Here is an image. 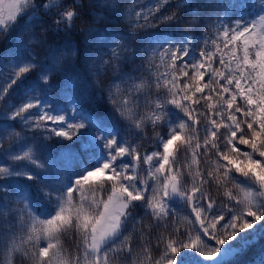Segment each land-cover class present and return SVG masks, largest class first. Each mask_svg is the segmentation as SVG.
I'll return each mask as SVG.
<instances>
[{"label":"snow or ice","instance_id":"1","mask_svg":"<svg viewBox=\"0 0 264 264\" xmlns=\"http://www.w3.org/2000/svg\"><path fill=\"white\" fill-rule=\"evenodd\" d=\"M74 3L76 8L80 7V0H74ZM185 3L186 0H176V8L183 7ZM166 5L171 6V0H150L147 6H140V11H130L129 15L134 17L133 28L154 26L152 20L157 19V14ZM59 6L60 0H49V2L40 0L39 4L35 3V0H0V31L4 30L5 25H9L10 30L11 27H15L16 23H19L20 19H25V27H27L28 18L34 17L37 9L42 8L47 12ZM251 6L257 8L256 19L246 20L241 16L237 20L233 21L229 18L225 22L218 16L221 27L217 29L216 40L211 41L215 45V51L206 53L201 50L199 59L196 58L194 52L190 53L189 45L183 41L173 43L163 33L155 35L153 43L157 45V48L165 43L169 45L160 52L161 62H164L166 56L169 57L171 63L168 64V68L174 69L176 61H182L180 76L184 77L188 76L186 68L190 67L194 70L189 78L191 83L185 82L183 86L179 84V77L175 71L156 74L155 87L159 89L162 82L170 98L164 103L160 100L147 101V103L155 104L154 111L148 115L147 119L153 126L163 122L169 129L166 139L159 134L156 137L157 143L162 146V152L153 151L141 156L114 126L111 131L98 127L99 135H97V132L91 131L94 121L80 113L79 109L76 110L75 115L71 116V119L76 120L79 115L80 121L70 123L66 115L60 114L62 110L50 106L46 100L38 96L27 97L26 90L25 96L21 98L25 102L15 106L10 117L5 115V120L19 118V122L23 125H28L32 121L31 126L37 130L44 127L43 122L50 121L54 126L50 130L44 129L45 132H50V135L64 138L67 141H71L73 137L80 138L90 135L96 141V147L100 148L102 144V149L91 155L90 165L82 166L79 172L75 173L74 183L58 182L59 186L55 187V190L41 186L45 185L47 176L34 172L32 168L43 169L44 166L40 163L35 148L27 146L26 142L21 147L23 155L11 156V164L0 166V196L5 200V206L0 209V216L6 217L9 213L18 214L19 227L22 230L26 229V233L22 231L20 235L13 232L11 226L0 232V244L4 245L3 264H11L10 258L15 252H23L24 256H30L34 264H81L80 257L71 260L61 257L60 236L68 230H75L80 235L83 264H115L119 257L132 253L127 243L129 237H123V233L132 220V209L136 206V202H141L143 207L150 209L151 214L159 221L169 215L172 210L169 205L172 202L185 201L195 213V219L199 224L196 237L192 238L189 233L188 242L168 239L164 255L156 260L155 264H189V261L185 259L189 255H198L202 258V264H230V260L253 243L257 237L264 236V224L257 223L264 221V199L255 203L256 210H253L256 197L264 198V163H262L264 159V0ZM113 7L116 5L113 4ZM78 15L79 12L76 9L58 13V18L53 21L54 27L51 30L56 33L70 30ZM157 22L178 24L181 18L177 12H172L170 15H159ZM62 24L64 28H61ZM133 35L134 33H126L124 36H117L115 39L120 40L121 43L110 49V60H102L101 57L100 66L122 58L127 59V57H122L121 50L126 49V44L133 38ZM186 38L190 39V37ZM44 39L41 37L40 43H43ZM217 40L223 41L224 49H228L231 45L230 50L225 52L221 49ZM237 41H239L242 55H237ZM205 43L207 44L208 41L206 40ZM70 51L72 56H76L79 52L78 49H70ZM156 51L157 49L154 48L153 55ZM217 53H220L219 63L225 70L212 67L213 58ZM190 54L192 62L185 59ZM225 56L228 57L227 61ZM36 63L29 56L23 66L16 65L18 70H15L9 78L10 83L0 86V100L5 101L6 107H13L7 103L10 88L17 85L18 81L23 84L26 79L25 74L34 69ZM51 71V68L42 69L41 78L45 84L50 79ZM206 72L210 73V78L207 83H201ZM168 76H171V79H168ZM137 79L130 74L124 79L125 83L132 82L129 89L131 94L140 92L144 88L143 81L136 83ZM221 79L225 83H220ZM233 84L235 90L230 88ZM245 85H247L246 88ZM113 87L119 90L118 84H114ZM205 89L215 94V102L211 94L197 98L196 94H203ZM31 91L35 92V87L31 88ZM225 93L229 94L227 99ZM114 94L110 89L109 100L114 110L121 118L132 120L133 102L127 96L117 102L112 99ZM238 96L247 106L246 111L237 105ZM201 100L206 102L209 110L218 106L221 109L226 106L228 110V123L223 124L228 132V135L224 137L223 150L214 139L217 137L221 124H217V121L210 116L207 117L206 129L213 139L206 138L204 148L207 151L210 145L212 149H215L218 157L214 162L216 171L220 172L223 169L221 175H215L209 171L208 179H214L217 184H221L230 179L238 180L239 177H243L242 183L246 186L241 189L244 192L243 200L237 201V206L243 204L244 208L239 212L228 209L229 218L221 225V228L226 230V234L222 237H218L217 224L225 217L223 214H217L218 209L214 207L215 202L210 200L203 190L202 186L208 180L203 178L197 170L193 179L198 180L199 185L194 183L190 189L182 190V174L179 169L174 171L172 168V161L175 159L173 149L178 151L179 147H191L193 137L182 136L181 133L187 132L190 126L192 131L196 130V125L200 123L196 105H200ZM234 105H236L235 108ZM167 106L174 107L166 110ZM32 109H36L37 112L32 113L30 111ZM237 113H242L250 120L238 119ZM215 115L221 117L223 123L222 113L217 111ZM165 116L167 119H164ZM144 119L132 120L131 126L138 130L142 129ZM86 120L87 125L83 122ZM242 123L246 125V129L241 127ZM245 131L248 132V136L245 135ZM8 137L21 138V133L10 132ZM236 139L240 145L249 146L250 151L241 152L240 148L233 143ZM178 141L179 145H177ZM200 147L201 145L196 143V149ZM197 155L198 152L194 150L193 164L199 163ZM128 158H131V163H125ZM141 159L144 164L148 165L147 178L144 179H139L135 171ZM17 162L20 167L15 166ZM129 169L132 170L131 175L128 174ZM105 173L108 174L105 175ZM20 177L26 178L27 181H37L38 194H42L47 202V206L39 215L36 214L31 194L27 191L32 187L31 184L17 183L14 186L19 189L16 192L17 203L23 204V208L13 209L8 203L9 193L12 191L9 178ZM161 177L163 178L162 184L160 183ZM149 179L156 181L151 187ZM138 180L139 183H137ZM149 191L152 194L146 197L145 194ZM101 192L108 193L106 199L100 195ZM74 195L78 196L77 200H74ZM227 195L230 199L232 198L231 192ZM202 201L206 203L202 204ZM41 216L46 218L41 219ZM136 223L140 222L136 221ZM209 239L214 241V246L207 242ZM42 240L46 242V246L39 247ZM117 242H119V247H117ZM23 245L31 246V248L38 247V251H25Z\"/></svg>","mask_w":264,"mask_h":264},{"label":"trees","instance_id":"2","mask_svg":"<svg viewBox=\"0 0 264 264\" xmlns=\"http://www.w3.org/2000/svg\"><path fill=\"white\" fill-rule=\"evenodd\" d=\"M259 2L260 0H186L185 5L177 9L176 0H171V6L166 5L157 14V19L152 20L154 26L133 28L134 17L130 16L129 12L140 11V6H147L150 0H80L79 8H76L74 0H60V6L53 7L50 11L46 12L42 8L37 9L38 15L28 18L27 27H25V19H20L15 27H11L10 30L8 27L6 30L0 31V86H6L10 83L9 78L15 70H18L16 65L23 66L29 56L33 58V62H37L36 67L25 74L26 79L23 84L18 81L17 85L10 88L7 103L13 107H6L5 101L0 100V137H2L0 139V166L11 164V156L23 155L21 147L26 142L27 146L35 148L40 163L44 166L43 169L32 168L34 172L47 176L45 185L41 186L55 190V187L59 186L58 182L70 181L74 183L75 173L79 172L82 166L90 165L92 163L91 155L98 152L95 145L83 144L84 137H73L71 141H67L64 138L50 135V132H45V128L50 130L54 126L50 121L43 122L44 127L37 130L31 126L32 121L28 125H23L19 122V118L5 120V115L10 117L15 106L25 102L21 98L25 96L26 90L27 97L38 96L46 100L50 106L59 107V110H63L66 104L74 101L81 112H87L93 117V120L97 122V128L102 127L111 131L114 126L141 156L153 151L162 152V146L157 143L156 137L159 134L166 139L169 129L163 122L153 126L151 121L147 119L155 108L154 103H147V101L160 100L161 103H164L170 98L162 82L159 89L155 87L156 74L175 71L179 77V84L183 86L185 82L191 83L189 78L194 70L190 67L186 68L188 76L184 77L180 76L182 61L177 60L174 69L168 68V64L171 63L169 57L166 56L164 62H161L160 52L169 45L165 43L157 48V45L153 43L155 35L163 33L173 43L183 41L189 45L190 53L194 52L196 58L199 59L201 50L206 53L215 51V45L211 41L216 40L217 29L221 27L218 16L225 22L229 18L234 21L241 16L246 20L256 19L258 16L257 8L251 5H257ZM113 4L116 7H113ZM68 9H76L79 12L73 21V27L68 31H60L59 33L52 31L53 21L58 18V13ZM172 12L178 13L181 18L180 23L157 22L159 15H170ZM141 22L143 23V21ZM64 27L62 24L61 28ZM5 31L7 34L3 36ZM126 33H134L133 38L128 40L126 49L121 50L122 57H127V59L122 58L101 67V57L102 60H110V49L121 43L115 38L124 36ZM41 37L45 38L43 43H40ZM186 37H190V39ZM206 40L208 41L207 44L205 43ZM216 42L221 49H224L222 40ZM236 43L238 45L237 55H242L239 41ZM154 48L157 49L155 55H153ZM230 48L231 45L224 51L228 52ZM70 49H78L79 52L76 56H72ZM219 56L220 53H217L213 58L212 67L225 70L219 63ZM185 59L192 62V55L190 54ZM227 59L228 57L225 56L226 61ZM48 68H51L52 71L49 73V81L45 84L41 78V72L42 69ZM128 74L138 78L136 83L143 81L144 88L142 91L134 94L129 92L132 82H124ZM209 78L210 73L206 72L201 83H207ZM168 79H171V76H168ZM220 83H225V81L221 79ZM114 84L119 85V90L113 87ZM33 87L36 89L35 92L31 91ZM246 87L247 85H245ZM230 88L235 90L234 84ZM110 89L115 93L112 96L113 100L119 102L127 96L133 102L134 116L132 120L145 118L142 129L138 130L131 126L132 120L121 118L119 113L114 110V106L109 100ZM209 94L213 95V102H215V94L211 93L209 89H205L203 94H196V96L199 98L201 95ZM224 95L227 99L229 94L225 93ZM236 103L245 111L247 110V106L239 96ZM173 107L167 106L166 110ZM196 108L200 120V123L196 125V130L192 131L190 126L187 132L181 133L182 136L193 137L191 147H179L178 151L173 149L175 159L172 161V168L174 171L179 169L182 174V190L190 189L194 183L199 185V181L193 179L197 170L200 171L203 178L208 180L202 186L203 190L208 194V198L215 202L214 207L218 209L217 214H223L225 217L223 221L217 224L218 237H222L226 234V230H223L221 225L229 218L228 209L231 208L239 212L244 208L243 204L237 206V201L243 200L244 192L241 189L246 186L242 183L243 177H239L238 180L230 179L221 184H217L214 179H208L207 173L209 171L215 175H221L223 169L220 172L216 171L214 162L217 161L218 157L215 149H212L210 145L207 151L204 148V140L206 138L213 139L206 129L207 117L210 116L217 121V124H221L217 131V137L214 139L223 150L224 137L228 135L223 124L228 123V110L226 106L224 109L218 106L209 110L203 100H201L200 105H196ZM30 111L32 113L37 112L36 109ZM217 111L222 113L223 123L221 117L215 115ZM180 115L182 116V113ZM237 117L242 121L244 119L250 120V118L244 117L242 113H237ZM164 119L167 117L165 116ZM241 127L246 129V125L243 123ZM213 130L216 129L213 128ZM10 132L21 133V138H9L8 133ZM245 135L248 136L247 131H245ZM179 143L178 141L177 145ZM196 143L201 145L198 150ZM233 143L240 148L241 152L250 151L249 146L240 145L238 139L234 140ZM25 150L27 149L25 148ZM194 150L198 152V164L192 163ZM127 163H131V158L127 159ZM262 163H264V159H262ZM15 166L20 167L19 162ZM137 167L139 169L138 178H147L148 165L144 164L141 159ZM131 174L132 171L129 172V175ZM233 174L238 176V174ZM17 183L32 185L27 191L30 192L35 212L39 215L47 206V202L42 194H38L37 181L35 180L27 181L23 177L9 178L12 191L9 193L8 203H10L11 208H23V204L17 203L16 200V192L19 189L14 186ZM154 183L156 181L149 179L150 187ZM160 183H163L162 177ZM61 191H65V189H61ZM228 192H231V199L227 195ZM151 194L149 191L145 196ZM100 195L106 199L108 193L101 192ZM77 199L78 196L74 195V200ZM262 199L264 198L256 197L253 210H256L255 203ZM205 203L206 201H202V204ZM4 206L5 200L0 196V209ZM169 207L172 209L169 215L157 221L150 209L143 207L141 202H136V206L132 209V220L123 233V237H129L127 243L130 245L132 253L119 257L115 264H142V262L143 264H155V261L164 255L165 244L168 239L188 242L189 233H191L192 238L196 237L199 224L195 219V213L191 211L187 202H172ZM40 218L45 219L46 217L41 216ZM136 221L140 223H136ZM257 223L264 224V221ZM9 226L18 235L22 231L26 233V229L22 230L19 227L18 214L9 213L6 217L0 216V232ZM60 242L62 258L71 260L80 257L81 264H83V248L80 245L79 233L75 230H68L61 234ZM207 242L214 246V241L209 239ZM43 246H46V242L42 240L39 247ZM22 247L25 251H38V247L31 248L28 245ZM117 247H119V242H117ZM10 259L11 264H34L30 256H24L23 252L13 253ZM185 259L189 261V264H202V258H199L198 255H189ZM3 261L4 245L0 244V264H3ZM230 264H264V236L257 237L253 243L232 258Z\"/></svg>","mask_w":264,"mask_h":264},{"label":"rangeland","instance_id":"3","mask_svg":"<svg viewBox=\"0 0 264 264\" xmlns=\"http://www.w3.org/2000/svg\"><path fill=\"white\" fill-rule=\"evenodd\" d=\"M45 2H49V0H45ZM38 13H39V11L38 10H36V15H38ZM9 27V25H5L4 26V30H6L7 28ZM59 107H57L56 109H58ZM78 108H77V106H76V104H75V102L74 101H71V102H69L68 104H66L65 105V108L61 111V113L60 114H63V115H66L68 118H69V122L70 123H75V122H78V121H80V117H79V115H77V119L76 120H72L71 119V116L72 115H75L76 114V110H77ZM79 112L80 113H83L85 116H87V117H90V119H91V121H94L93 120V117L89 114V113H87V112H81V110L79 109ZM83 122H85V124L87 125L88 124V121L86 120V121H83ZM96 121H94V126L92 127V129H91V131L92 132H97V126H96ZM97 135H99V133L97 132ZM109 139H111L112 137H108ZM83 144H86V145H89V144H93V145H95L96 146V141L95 140H93L92 139V137L90 136V135H88V136H84V139H83ZM90 142V143H89ZM102 149V144L100 145V148H97V151H100ZM125 163H127V160H125ZM130 171H132L131 169H129L128 170V174H129V172ZM136 174H137V176H138V173H139V169H138V167H136ZM108 173H105V175H107ZM139 181V180H138ZM137 181V182H138Z\"/></svg>","mask_w":264,"mask_h":264},{"label":"water","instance_id":"4","mask_svg":"<svg viewBox=\"0 0 264 264\" xmlns=\"http://www.w3.org/2000/svg\"><path fill=\"white\" fill-rule=\"evenodd\" d=\"M6 33H7V32H6ZM6 33H5V34H6ZM5 34H4V35H5Z\"/></svg>","mask_w":264,"mask_h":264}]
</instances>
